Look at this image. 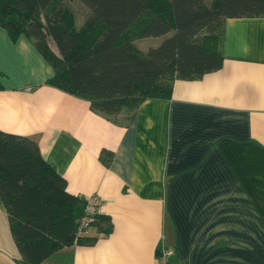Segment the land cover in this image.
I'll list each match as a JSON object with an SVG mask.
<instances>
[{
    "label": "crops",
    "instance_id": "obj_1",
    "mask_svg": "<svg viewBox=\"0 0 264 264\" xmlns=\"http://www.w3.org/2000/svg\"><path fill=\"white\" fill-rule=\"evenodd\" d=\"M222 53L114 123L48 85L34 41L0 26V131L35 140L68 193L103 200L96 242L43 264H158L168 249L170 264H264V17L228 19ZM22 261L0 198V264Z\"/></svg>",
    "mask_w": 264,
    "mask_h": 264
},
{
    "label": "trees",
    "instance_id": "obj_2",
    "mask_svg": "<svg viewBox=\"0 0 264 264\" xmlns=\"http://www.w3.org/2000/svg\"><path fill=\"white\" fill-rule=\"evenodd\" d=\"M65 1L0 0V26L34 41L55 71L48 85L126 124L144 101L170 99L176 80L222 68L228 19L264 17V0H78L91 13L77 28ZM146 38L164 40L144 53L136 42ZM0 198L22 264L96 242L77 233L86 200L68 193L33 139L0 131Z\"/></svg>",
    "mask_w": 264,
    "mask_h": 264
},
{
    "label": "built area",
    "instance_id": "obj_3",
    "mask_svg": "<svg viewBox=\"0 0 264 264\" xmlns=\"http://www.w3.org/2000/svg\"><path fill=\"white\" fill-rule=\"evenodd\" d=\"M103 200L98 196H93L86 200L83 216L79 220L78 236L86 234L92 225L95 223L97 217L102 214ZM174 254V250L168 249L163 252L159 258L158 264H170V258Z\"/></svg>",
    "mask_w": 264,
    "mask_h": 264
},
{
    "label": "rangeland",
    "instance_id": "obj_4",
    "mask_svg": "<svg viewBox=\"0 0 264 264\" xmlns=\"http://www.w3.org/2000/svg\"><path fill=\"white\" fill-rule=\"evenodd\" d=\"M63 6L72 10L77 28L84 25L91 13L90 8L78 0H66ZM163 40L164 38H146L137 41L136 45L142 52L146 53L150 48L158 46Z\"/></svg>",
    "mask_w": 264,
    "mask_h": 264
}]
</instances>
